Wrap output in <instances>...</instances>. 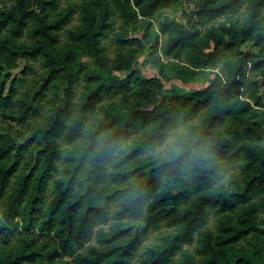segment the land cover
<instances>
[{"label": "trees", "instance_id": "trees-1", "mask_svg": "<svg viewBox=\"0 0 264 264\" xmlns=\"http://www.w3.org/2000/svg\"><path fill=\"white\" fill-rule=\"evenodd\" d=\"M0 6V264H264V0Z\"/></svg>", "mask_w": 264, "mask_h": 264}, {"label": "rangeland", "instance_id": "rangeland-1", "mask_svg": "<svg viewBox=\"0 0 264 264\" xmlns=\"http://www.w3.org/2000/svg\"><path fill=\"white\" fill-rule=\"evenodd\" d=\"M1 9V6H0ZM164 12H169V10H164ZM245 12L244 7L242 6L241 9L238 12L233 13L235 16L236 15H242ZM243 17V15H242ZM177 18H180V15H177ZM164 37L162 36L160 40H163ZM23 67V63L20 62L18 65V68L16 69L15 72H20L21 69ZM40 72V68L35 66V71L33 74H31L29 76V80H33L36 77V73ZM19 75V74H18ZM254 77L253 73H250V78ZM205 77L204 76H199L198 77V82L200 83H204ZM256 79L259 81V85H258V91L256 92V95H259L260 93H262L263 89H264V83L261 81L260 77H256ZM25 86L27 88L30 87V83L29 82H25ZM246 95L244 96V98H248L252 104H253V93H251L250 91H248V89H245ZM259 109H262L261 107H258ZM264 111V108L262 109ZM0 125H2L0 123ZM13 127H15V125H13ZM221 129L226 132L230 138L233 140V142L235 144H239L240 142H242V140H247V141H252L254 142L257 146L263 147L264 148V127L262 130V137L258 136V135H253L252 133H248V134H244V132L242 130H238L237 132H228L226 131L224 125H221ZM181 130V129H179ZM175 130H171L169 131L168 134V138L167 140L160 146V148H163L164 146H167L171 143L172 137H173V133ZM222 163V169H221V173L219 176V180L216 182L218 185H224L225 187L229 186V179L234 176L235 174L239 173L241 171V161L237 160V161H230V159H222L220 161ZM59 172L60 170H57L55 172V178L59 176ZM264 215H261V218L263 219ZM216 214L214 212H209L208 217L206 218L205 223L203 224V229L204 230H211L214 231L216 228ZM125 225H127L128 227H134L136 228V230L138 232H142L143 231V226L138 225L135 222H128V221H124ZM105 228H108L105 227ZM164 229V228H162ZM157 237H158V232H152V233H147L146 235H143L142 238V242L140 244V247L138 248V250L134 253V255H132V257L129 259V264H138L139 261L142 258V254L144 252V250L146 249V247L153 245L157 242ZM91 246H97V243L95 241V238H91L90 240H88V242L85 243V246L79 250V253H85L89 247ZM194 245H188L185 246L184 248H189L192 249Z\"/></svg>", "mask_w": 264, "mask_h": 264}]
</instances>
